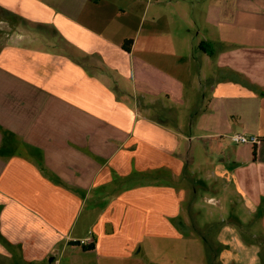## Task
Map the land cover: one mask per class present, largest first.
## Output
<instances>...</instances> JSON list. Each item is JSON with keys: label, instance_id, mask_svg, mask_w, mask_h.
<instances>
[{"label": "crops", "instance_id": "crops-1", "mask_svg": "<svg viewBox=\"0 0 264 264\" xmlns=\"http://www.w3.org/2000/svg\"><path fill=\"white\" fill-rule=\"evenodd\" d=\"M0 12L41 29L0 43V264L77 250L134 264L187 246L206 226L183 204L209 179L207 203L245 214L216 236L219 264H264V0H0ZM199 22L215 32L202 46ZM203 159L207 180L189 170ZM87 239L94 249L73 244Z\"/></svg>", "mask_w": 264, "mask_h": 264}, {"label": "rangeland", "instance_id": "rangeland-1", "mask_svg": "<svg viewBox=\"0 0 264 264\" xmlns=\"http://www.w3.org/2000/svg\"><path fill=\"white\" fill-rule=\"evenodd\" d=\"M7 16L0 12V43L3 46L4 44H12L16 42H22L23 40H28L26 38L29 35L31 38L36 37L39 28L34 26L24 27L19 22H10L5 21ZM205 27H202L201 22H199V26H193L192 32L194 34L195 40L197 44L202 46L203 44V37L206 35L207 31L209 30L210 33H215L213 28L209 26V23H205ZM31 34V35H30ZM132 88V87H131ZM247 136V135H246ZM251 138L250 136H247ZM190 173L194 171L202 172L201 178L207 180V177L213 176L215 170L213 167L209 166L207 159L203 161L198 160L197 163L194 165H190ZM207 185L209 186L207 189L199 188L197 191L198 195L191 196L184 204V216L188 215V211L190 208L194 210V214L192 217L191 226H195V224L205 227L203 230L197 228V230L193 227L189 233L191 239L189 240V244L180 248L179 246H172L171 248L167 247L166 245H160L154 251H148L145 248V251L142 254L141 261H134V264H219L220 260L223 259V248L219 246V243H216V236L217 238L221 236V234H226L227 236L231 233L230 229L227 227L230 222H232L233 215H238L241 219L245 217L243 209L240 205H235L232 203V199H224L222 197V201H225L224 204L227 206V210L224 208V204H222L223 208L220 209L219 203L212 205L207 203L204 196H215L216 198L219 196L215 192L213 193V189L215 188L212 185V181L209 179L207 181ZM207 194V195H206ZM230 200V201H229ZM94 202V198L91 197V200L87 202L86 208L84 213L82 212V220L83 217L86 215L87 211L92 208ZM224 209V210H223ZM238 210V213L234 214L233 212ZM81 220V221H82ZM209 224V225H208ZM200 229V230H198ZM226 236V237H227ZM215 240V242H214ZM80 242V241H79ZM242 242V241H241ZM80 247H83L82 245ZM78 255L73 256L71 259L70 255H66L62 257V264H89L86 263L83 259H76V257L83 255V252H79ZM151 255H154L153 257ZM147 256V257H146ZM155 260V261H154ZM17 262V261H16ZM13 264H17V263ZM2 264V263H1ZM10 264V263H9ZM127 264V263H121ZM227 264H245L243 261H238L234 259L233 262L228 261Z\"/></svg>", "mask_w": 264, "mask_h": 264}, {"label": "built area", "instance_id": "built-area-1", "mask_svg": "<svg viewBox=\"0 0 264 264\" xmlns=\"http://www.w3.org/2000/svg\"><path fill=\"white\" fill-rule=\"evenodd\" d=\"M232 140H233V142H235L237 144H253V145H257V144L260 143L259 139H257L256 137L248 138L246 135H242V134L233 135L232 136ZM89 241H90V239H87V240H83L80 243L82 244V246H85Z\"/></svg>", "mask_w": 264, "mask_h": 264}, {"label": "trees", "instance_id": "trees-1", "mask_svg": "<svg viewBox=\"0 0 264 264\" xmlns=\"http://www.w3.org/2000/svg\"><path fill=\"white\" fill-rule=\"evenodd\" d=\"M73 244H75V245H77V246H81L82 244L80 243V242H75V243H73ZM83 249H85V250H92V249H94V245H90V246H83Z\"/></svg>", "mask_w": 264, "mask_h": 264}]
</instances>
